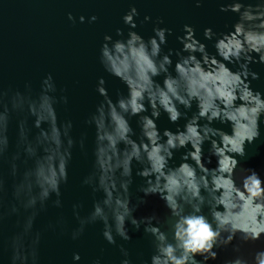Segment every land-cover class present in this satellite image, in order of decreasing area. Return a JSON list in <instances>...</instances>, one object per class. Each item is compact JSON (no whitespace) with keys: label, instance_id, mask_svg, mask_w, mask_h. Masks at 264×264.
<instances>
[{"label":"clouds","instance_id":"obj_1","mask_svg":"<svg viewBox=\"0 0 264 264\" xmlns=\"http://www.w3.org/2000/svg\"><path fill=\"white\" fill-rule=\"evenodd\" d=\"M191 2L200 9L207 0ZM215 2L219 13L235 17L223 31L205 27L199 36L185 23L176 34L162 27V17L140 19L132 3L121 17L124 27L103 36L98 62L126 92L113 99L108 81L98 78L100 100L85 121L94 128L91 170L82 180L91 206L73 203L76 226L69 230L61 215L47 230L75 242L100 225L103 241L119 249V264H134L117 243L132 240L129 226L143 229L151 243L150 261L142 264H214L221 252L227 253L222 264H264V175L241 164L264 124V92L252 86L260 74L251 67L264 65V0ZM67 19L77 23L71 12ZM97 20L80 15L78 22ZM145 24L153 25L147 39L137 30ZM173 36L180 47H169ZM68 102L51 73L38 91L30 83L23 92L0 90V165L6 167L0 227L14 218L3 239L6 264H42L37 221L64 207L73 152H84L87 139L75 137L73 122L61 118ZM162 115L175 130H161ZM176 153H182L178 164ZM151 197L164 214L137 216ZM102 253L90 264H103ZM82 261L73 251L71 264Z\"/></svg>","mask_w":264,"mask_h":264},{"label":"water","instance_id":"obj_2","mask_svg":"<svg viewBox=\"0 0 264 264\" xmlns=\"http://www.w3.org/2000/svg\"><path fill=\"white\" fill-rule=\"evenodd\" d=\"M132 3L138 8L140 19L144 15L152 16L153 20L162 17L165 20L162 27H171L176 34H181L180 29L185 23L195 26L197 34L202 36L205 27L214 26V30L223 31L226 24L231 25L235 20L231 15L219 13L215 0H207L200 9L195 8L191 0H0V90L23 92L25 85L30 83L33 91H38L41 80L51 73L58 89L69 101L60 108L61 118L73 122L75 137H87L85 151L77 147L73 152L69 180L62 188L63 209L50 208L37 221V229L43 232L42 264H71L73 251L81 253L82 264H90L101 255L102 249L103 264H119V249L103 241L102 226H90L79 241L73 242L68 236L61 235L59 229L55 232L47 230V225L55 223L62 215L70 230L76 226L71 215L72 204L84 202L86 209L91 206V190L82 186V180L91 170L94 128L88 127L85 121L100 100L95 92L96 82L101 76L105 77L113 99L118 92H126L118 79L103 71L98 62L99 47L105 34L114 36L116 28L124 27L121 17ZM69 12L77 19L75 25L67 19ZM80 15H96L98 20L94 24H80ZM152 27V24H145L137 30L147 39L152 35ZM169 47H180L174 36L169 38ZM209 50H213L211 45ZM251 67L260 74V79L252 82L253 88L264 92V65ZM132 124L135 128V120ZM158 124L161 130H175L166 116L162 115ZM225 130L230 132V128ZM261 131V139L246 148L248 155L241 164L264 175V124ZM181 155L176 153L175 163L180 162ZM212 166H215V160ZM5 172L6 167L0 165V175ZM136 182H140L139 178ZM8 183L10 185V179ZM149 200L148 205L141 206L137 216L150 215L154 210L163 215L162 202L156 197ZM13 223L14 218L0 227V264H6L3 239L11 233ZM129 229L132 240H118V245L123 244L129 249L134 264L150 261L152 247L143 229L139 232L131 226ZM226 255L221 252L214 264H222Z\"/></svg>","mask_w":264,"mask_h":264}]
</instances>
